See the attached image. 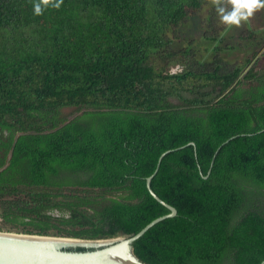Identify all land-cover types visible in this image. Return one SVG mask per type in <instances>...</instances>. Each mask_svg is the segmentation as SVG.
I'll return each mask as SVG.
<instances>
[{
    "label": "trees",
    "instance_id": "1",
    "mask_svg": "<svg viewBox=\"0 0 264 264\" xmlns=\"http://www.w3.org/2000/svg\"><path fill=\"white\" fill-rule=\"evenodd\" d=\"M57 2L0 0V232L135 235L169 213L146 187L157 168L151 189L177 214L133 242L142 263L261 264L257 51L232 66L221 57L217 0ZM205 9L212 58L191 42L174 50Z\"/></svg>",
    "mask_w": 264,
    "mask_h": 264
},
{
    "label": "water",
    "instance_id": "2",
    "mask_svg": "<svg viewBox=\"0 0 264 264\" xmlns=\"http://www.w3.org/2000/svg\"><path fill=\"white\" fill-rule=\"evenodd\" d=\"M189 145L194 146V143ZM169 152L161 154L157 166ZM153 175L146 179V187L150 195L165 206L169 213L154 219L135 235L106 240H81L0 232V264H144L133 254V242L155 224L177 214L174 207L165 203L152 191L150 182ZM76 248L86 250H72ZM261 264H264V261Z\"/></svg>",
    "mask_w": 264,
    "mask_h": 264
},
{
    "label": "rangeland",
    "instance_id": "3",
    "mask_svg": "<svg viewBox=\"0 0 264 264\" xmlns=\"http://www.w3.org/2000/svg\"><path fill=\"white\" fill-rule=\"evenodd\" d=\"M207 10L187 19L180 28V40L175 42L173 49L181 50L187 42L193 43L192 48L196 51L197 57L212 58V53L207 52L206 48H212V42H206L201 38L202 22L205 19ZM253 31L255 41L241 40L240 36H245L247 32ZM223 43L219 46L224 48L221 52V57L229 63L230 66L234 64H243L246 60L257 51L254 61L259 60L260 66H264V5L256 6L253 10L252 16L247 23H242L241 26H233L230 30L223 34ZM229 47L230 49H225ZM171 70L176 72L177 65H172ZM173 72V73H174ZM187 96V94H184ZM122 238V237H121Z\"/></svg>",
    "mask_w": 264,
    "mask_h": 264
},
{
    "label": "clouds",
    "instance_id": "4",
    "mask_svg": "<svg viewBox=\"0 0 264 264\" xmlns=\"http://www.w3.org/2000/svg\"><path fill=\"white\" fill-rule=\"evenodd\" d=\"M62 0H58L55 7H59ZM47 3V0H45ZM230 7L224 6L220 0H217L216 7L220 22L225 26V31L230 30L233 26L239 27L242 23H247L253 14L256 6L264 5V0H227ZM35 12L39 14L40 9L37 7Z\"/></svg>",
    "mask_w": 264,
    "mask_h": 264
},
{
    "label": "bare ground",
    "instance_id": "5",
    "mask_svg": "<svg viewBox=\"0 0 264 264\" xmlns=\"http://www.w3.org/2000/svg\"><path fill=\"white\" fill-rule=\"evenodd\" d=\"M12 234V233H11ZM121 239V238H120Z\"/></svg>",
    "mask_w": 264,
    "mask_h": 264
}]
</instances>
